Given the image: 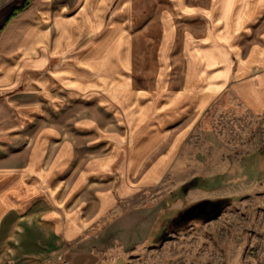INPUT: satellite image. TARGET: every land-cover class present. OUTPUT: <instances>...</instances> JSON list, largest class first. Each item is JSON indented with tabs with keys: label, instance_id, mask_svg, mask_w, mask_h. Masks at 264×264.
Returning a JSON list of instances; mask_svg holds the SVG:
<instances>
[{
	"label": "crops",
	"instance_id": "1",
	"mask_svg": "<svg viewBox=\"0 0 264 264\" xmlns=\"http://www.w3.org/2000/svg\"><path fill=\"white\" fill-rule=\"evenodd\" d=\"M22 1L0 0V264H100V219L141 229L146 209L122 210L172 169L182 120L222 95L264 113V0H165L146 85L136 0L9 16Z\"/></svg>",
	"mask_w": 264,
	"mask_h": 264
},
{
	"label": "rangeland",
	"instance_id": "2",
	"mask_svg": "<svg viewBox=\"0 0 264 264\" xmlns=\"http://www.w3.org/2000/svg\"><path fill=\"white\" fill-rule=\"evenodd\" d=\"M165 2L135 1L134 16L138 24L145 23L147 33V51L141 41L135 51L140 85L148 84L153 74L142 69L152 65L146 55L153 50L156 17ZM178 129L185 134L172 169L122 210L127 214L146 209L141 229L114 231L110 223L121 210L109 215L108 224L100 219V264H264V113L253 115L222 95L209 111L189 115ZM192 180L196 185L183 192L182 186ZM203 199H223L226 206L212 219L172 228L173 217ZM162 227L170 233L155 242Z\"/></svg>",
	"mask_w": 264,
	"mask_h": 264
},
{
	"label": "water",
	"instance_id": "3",
	"mask_svg": "<svg viewBox=\"0 0 264 264\" xmlns=\"http://www.w3.org/2000/svg\"><path fill=\"white\" fill-rule=\"evenodd\" d=\"M196 185V181L192 180L182 186V191L185 192L190 187ZM226 206L225 200L203 199L195 202L188 207L182 209L175 217L171 219L173 226H181L193 220H209L218 215ZM170 231L166 227H162L155 235V242L163 240L169 235Z\"/></svg>",
	"mask_w": 264,
	"mask_h": 264
},
{
	"label": "trees",
	"instance_id": "4",
	"mask_svg": "<svg viewBox=\"0 0 264 264\" xmlns=\"http://www.w3.org/2000/svg\"><path fill=\"white\" fill-rule=\"evenodd\" d=\"M27 3H28V0H23L20 4H18V5H16V6H14L13 7V9L11 10V12H10V14H9V16L14 12V11H16V10H20V9H22L23 7H25L26 5H27ZM8 16V17H9ZM179 226H173L172 228H178Z\"/></svg>",
	"mask_w": 264,
	"mask_h": 264
},
{
	"label": "built area",
	"instance_id": "5",
	"mask_svg": "<svg viewBox=\"0 0 264 264\" xmlns=\"http://www.w3.org/2000/svg\"><path fill=\"white\" fill-rule=\"evenodd\" d=\"M4 264H12V263H9V262H8V263H4Z\"/></svg>",
	"mask_w": 264,
	"mask_h": 264
},
{
	"label": "flooded vegetation",
	"instance_id": "6",
	"mask_svg": "<svg viewBox=\"0 0 264 264\" xmlns=\"http://www.w3.org/2000/svg\"><path fill=\"white\" fill-rule=\"evenodd\" d=\"M170 227V224H169V226H168V228Z\"/></svg>",
	"mask_w": 264,
	"mask_h": 264
}]
</instances>
